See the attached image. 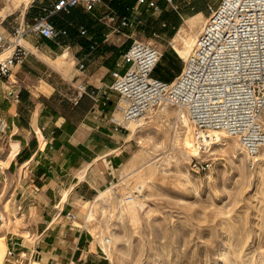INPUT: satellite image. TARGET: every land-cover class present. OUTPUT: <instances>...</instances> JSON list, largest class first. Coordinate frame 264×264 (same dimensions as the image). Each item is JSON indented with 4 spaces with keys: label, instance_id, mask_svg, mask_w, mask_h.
I'll list each match as a JSON object with an SVG mask.
<instances>
[{
    "label": "crops",
    "instance_id": "crops-1",
    "mask_svg": "<svg viewBox=\"0 0 264 264\" xmlns=\"http://www.w3.org/2000/svg\"><path fill=\"white\" fill-rule=\"evenodd\" d=\"M54 1L9 0L10 10L0 15V32L11 40L13 27L32 23L42 7ZM149 10L145 4L136 5V0H101L90 12L82 6L60 11L53 20L67 34L58 41L26 34L21 43L27 50L23 62L0 78V208L8 203L11 211L23 216L24 225L19 229L33 239L30 243L11 231L6 237V228L12 224L4 215L6 211H0V234H4L6 246L20 244L16 247L20 255L17 252L11 264L81 261L79 254L87 245L88 232L80 221L76 223L77 214L70 219L68 213L74 212L77 196L87 200L95 187L102 185L101 176L91 172L93 164L106 162L114 169L124 162L128 145L126 130L110 120L115 117L117 92L106 89V94L98 92L97 100L83 95L74 103L73 86L83 81L91 90L110 84L112 70L124 72L128 64L122 54L134 38L132 30L146 26ZM104 13L114 16L110 24L99 21ZM121 15L140 19V23L121 26ZM166 23L175 27L168 17L161 24ZM79 27L86 29L85 35L79 33ZM113 27L118 32H113ZM93 42L99 43L92 49ZM65 51L67 56L61 60ZM72 59L74 69L68 76L65 71ZM81 59L84 70L76 67ZM110 167L104 170L105 178L112 173ZM4 260L0 264H10Z\"/></svg>",
    "mask_w": 264,
    "mask_h": 264
},
{
    "label": "rangeland",
    "instance_id": "rangeland-1",
    "mask_svg": "<svg viewBox=\"0 0 264 264\" xmlns=\"http://www.w3.org/2000/svg\"><path fill=\"white\" fill-rule=\"evenodd\" d=\"M8 2L0 0V8L6 6L0 15L10 10ZM219 2L173 0L178 14L158 0V9L148 11L146 26L132 30V36L156 43L164 52L155 68L156 76L168 80L179 74L184 60V38L196 37L207 17L208 6ZM18 9L22 10V6ZM167 17L174 25L176 22L174 28L168 23L161 24ZM169 30H172L171 36ZM154 34L160 37L155 38ZM73 69L72 59L66 74L71 76ZM175 109L168 105L170 114L160 112L157 107L146 112L143 120L147 123L134 138L128 139L130 131L125 127L128 146L122 164L115 165L114 169L106 162L93 164V176L100 175L103 183L95 187L87 200L77 196L74 203L76 223L81 222L89 239L79 254L82 259L78 263L264 264V156L253 161V156L236 138L228 137L214 144L208 150L210 153L183 158L172 138ZM260 151L264 152V147ZM107 166L112 173L105 178ZM141 179L147 182L138 190L135 186ZM108 188L111 195L105 201H94L98 191ZM131 194L138 195L143 202L138 219L118 213ZM3 210L12 224L6 229V237L10 231L20 233L32 243L28 232L19 229L24 225L23 216L11 211L8 203L0 208ZM88 212L91 217L86 220ZM112 236L115 238L110 245L104 242L110 248L109 256L101 245L103 237Z\"/></svg>",
    "mask_w": 264,
    "mask_h": 264
},
{
    "label": "built area",
    "instance_id": "built-area-1",
    "mask_svg": "<svg viewBox=\"0 0 264 264\" xmlns=\"http://www.w3.org/2000/svg\"><path fill=\"white\" fill-rule=\"evenodd\" d=\"M163 1L178 12L173 0ZM100 2L55 0L51 6H43L32 23L14 27L11 40L0 32V52L11 49L0 61V78L8 76L13 65L23 62L27 50L20 41L26 34L58 41L67 30L56 25L54 15L76 6L90 12ZM142 4L148 9H158V0H136V5ZM207 10L206 21L193 49L172 80L154 74L164 53L161 48L156 43L133 38L122 54L123 61L128 64L126 70L122 73L112 70L110 84L102 83L91 90L83 81L71 85L76 89L71 101L75 103L83 95L97 100L99 91L106 94V89L114 90L118 94L115 110L118 109L125 120H136L161 104L183 107L196 144L202 145L206 138L210 140V131L222 130L236 138L248 154H255L264 145V0H220L217 5H209ZM113 20L114 16L108 17L106 13L99 18L104 24ZM139 23L140 19L120 16L121 26L134 27ZM78 31L81 35L86 34L83 27ZM112 31L118 32V28L113 27ZM154 37L160 36L154 34ZM107 38L108 34H105L104 39ZM98 43L93 42L91 48ZM76 67L84 70L86 65L81 59ZM110 120L116 127L127 130L114 115ZM75 215V212L68 213L70 219ZM18 246L19 242H15L7 247L5 261L12 263Z\"/></svg>",
    "mask_w": 264,
    "mask_h": 264
},
{
    "label": "bare ground",
    "instance_id": "bare-ground-1",
    "mask_svg": "<svg viewBox=\"0 0 264 264\" xmlns=\"http://www.w3.org/2000/svg\"><path fill=\"white\" fill-rule=\"evenodd\" d=\"M26 1V0H25ZM199 16V15H197ZM196 16V18H198ZM207 18V17H206ZM206 21V19L204 18V22ZM184 27V26H183ZM202 28V27H201ZM201 30V29H200ZM181 31V30H180ZM187 31V30H186ZM200 32V31H199ZM183 34V32H182ZM189 34V33H188ZM198 34H196L197 37ZM186 37V36H185ZM195 35H189L187 38H184V48H183V59L185 60L187 58V56L189 55V53L192 51L194 43H195V39H196ZM23 40V39H22ZM22 40L20 41L22 43ZM194 41V42H193ZM193 44V45H192ZM11 52L10 48H5L4 51L0 52V61L4 60L5 57H7ZM67 56V52L65 51L62 55H61V60H63V58H65ZM170 106V105H169ZM157 109L160 110V112H165L166 114H170L172 111L168 110V104H161L159 106H156ZM154 107V108H156ZM154 108L150 109L149 111L151 112V110H154ZM177 109H175L173 111L174 113V119L176 118L175 121V128L173 129V141L174 144L182 151L183 153V158H187L190 155H195V154H200V152H206L208 151L214 144L220 143L222 141L227 140V138L231 137L229 135H227L224 131L222 130H214V131H210L209 132V136H210V140H207V138L205 139V143H203L202 145L196 144V140L193 136L192 133V125L189 122V118L187 115L186 110L183 107H175ZM147 111V112H149ZM157 113V112H156ZM159 113V112H158ZM152 114V113H151ZM124 127H126L130 132L128 133V139L134 138L138 135V133L141 131V129L143 127H145L146 125V121L143 120V115L140 116L138 119L136 120H125L121 114V112L116 109L115 112V117ZM173 119V120H174ZM151 121V120H150ZM149 122V121H148ZM170 134V133H169ZM167 135V134H166ZM171 136V134H170ZM237 145V144H236ZM262 147H264V145H262ZM261 147V148H262ZM261 148L258 149V151L255 154H252L250 156H253L252 159L253 161H258L262 156H264V152L260 151ZM177 149V148H176ZM109 152V151H108ZM241 152V151H240ZM208 153H210L208 151ZM249 158V156H248ZM142 163V162H141ZM140 163V164H141ZM146 163V162H145ZM129 165V164H128ZM145 165V164H144ZM137 168V167H136ZM150 168V167H149ZM132 169V168H131ZM135 169V168H134ZM133 169V170H134ZM130 170V169H129ZM130 172V171H129ZM151 173V172H150ZM156 173V172H155ZM125 174V173H124ZM123 174V175H124ZM125 177V176H124ZM210 177V176H209ZM123 178V177H122ZM149 180V179H148ZM147 182V181H146ZM146 182L144 180H139L138 184H136L135 188L138 190H141V188L146 184ZM149 185V184H148ZM108 195H111V188H108L105 191H98V194L95 197L94 201H98V200H103L105 201L108 198ZM126 195V194H125ZM128 197V196H127ZM129 198V197H128ZM126 199V197H125ZM145 201V200H144ZM143 202L142 199L138 197V195H132L131 194V198L126 201V205L124 206L123 209H118V213H127L132 219H136L137 215L140 211V209L142 208ZM92 206V205H91ZM90 206V207H91ZM119 206V205H118ZM118 208V207H117ZM139 210V211H138ZM113 213V212H112ZM111 213V214H112ZM148 213L149 210H148ZM109 214V213H108ZM118 214V215H119ZM3 215V214H2ZM1 215V217H2ZM149 215V214H148ZM151 215V214H150ZM114 219H115V215ZM117 216V215H116ZM91 217V213L88 212L87 213V219L89 220ZM93 217V216H92ZM121 217V216H120ZM113 218V217H111ZM122 218V217H121ZM139 218V216H138ZM137 218V219H138ZM5 225L7 224V222H4ZM3 229V228H2ZM7 229V228H6ZM4 233V231H3ZM116 236V235H114ZM115 237L112 236L107 238V237H103L102 242L103 244L102 249L104 250L105 253H107L110 256V248L108 247V245L106 244H111L112 239H114ZM104 242L106 244H104ZM6 251H7V246H6V242H5V236L4 234H0V263L3 261L4 257L6 256Z\"/></svg>",
    "mask_w": 264,
    "mask_h": 264
},
{
    "label": "trees",
    "instance_id": "trees-1",
    "mask_svg": "<svg viewBox=\"0 0 264 264\" xmlns=\"http://www.w3.org/2000/svg\"><path fill=\"white\" fill-rule=\"evenodd\" d=\"M175 26H176V22H175ZM171 33H172V32H171ZM171 35H172V34H171ZM163 57H164V53H163V56H162V58H163ZM159 63H160V62H159ZM158 65H159V64H158ZM158 65H157V66H158ZM154 72H155V70H154ZM162 79H163V78H162ZM172 79H173V78H171V79H168V81H169V80H172ZM165 80H167V79H165Z\"/></svg>",
    "mask_w": 264,
    "mask_h": 264
}]
</instances>
